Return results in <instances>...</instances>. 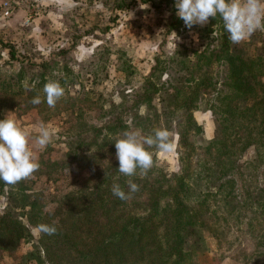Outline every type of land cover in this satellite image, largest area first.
Wrapping results in <instances>:
<instances>
[{
	"label": "trees",
	"instance_id": "trees-1",
	"mask_svg": "<svg viewBox=\"0 0 264 264\" xmlns=\"http://www.w3.org/2000/svg\"><path fill=\"white\" fill-rule=\"evenodd\" d=\"M135 5V0H115L113 9ZM171 19L175 24L168 30L183 21ZM213 23L219 26L210 49L175 51L169 58L176 67H170L172 78L170 72L159 83L146 79L129 106L119 105L112 124L84 127L88 147L104 152L83 158L89 161L90 177L58 195L53 209L44 212L34 201L27 205L31 228L41 223L57 228L51 236L36 231L31 259L45 264H219L225 259L264 264V54L251 55L242 43L233 44L219 16L210 18L209 27ZM8 56L13 59L11 49ZM207 96L214 135L195 148L189 140L199 128L192 111ZM156 128L176 134L178 171L168 174L153 166L147 175L139 170L132 177L121 174L115 156L118 135H110L129 129L149 135ZM39 164L42 169L16 188L0 181V194L8 188L7 193L14 189L25 198L23 192L58 163L45 159ZM129 179L139 191L126 201L114 196L113 184L129 193ZM17 209L0 212V259L30 234ZM207 237L214 250L206 245Z\"/></svg>",
	"mask_w": 264,
	"mask_h": 264
},
{
	"label": "rangeland",
	"instance_id": "rangeland-1",
	"mask_svg": "<svg viewBox=\"0 0 264 264\" xmlns=\"http://www.w3.org/2000/svg\"><path fill=\"white\" fill-rule=\"evenodd\" d=\"M135 1L134 7L118 11L113 9L115 0H25L14 7L8 20L0 21V119L10 116L29 131L38 162L49 159L58 163L55 169L48 168L49 173L45 169L44 175L23 192L25 198L14 189L7 193L8 188L0 194V212L18 206L17 212L30 233L13 251L3 254L0 264H45L29 257L37 232L26 221L30 215L26 207L34 201L36 208L48 212L58 195L72 191L75 181L88 176L89 161L83 158H99L104 150L88 147L90 138L84 127L112 124L119 105L129 106L133 96L144 89L146 79L159 83L172 78L170 67H176L169 64V58L175 51L210 49L216 43L219 25L209 27L210 18L203 27L194 25L189 30L181 21L177 28L168 30L175 24L171 17L177 16L175 0ZM173 31L181 38L177 47ZM241 43L251 55L264 54V32L257 31ZM9 49L13 59L8 56ZM48 78L66 84L65 95L54 108L47 105L42 93ZM32 93H39L43 101L36 108L30 107ZM207 99L201 97L192 111L199 128L189 140L195 148L214 135ZM123 119L129 123L127 117ZM41 122L54 129L52 142L44 149L35 146ZM171 133L174 151L153 153L154 166L168 174L176 173L179 165L177 136ZM116 137L110 135L111 139ZM206 245L215 249L211 238H206ZM219 264L239 263L225 259Z\"/></svg>",
	"mask_w": 264,
	"mask_h": 264
},
{
	"label": "clouds",
	"instance_id": "clouds-1",
	"mask_svg": "<svg viewBox=\"0 0 264 264\" xmlns=\"http://www.w3.org/2000/svg\"><path fill=\"white\" fill-rule=\"evenodd\" d=\"M177 16L183 20L187 29L194 25L203 27L209 23V18L217 16L223 22L224 30L233 44L248 40L255 32H264V0H175ZM174 42L181 38L173 31ZM66 84L60 80L48 78L42 88L44 100L50 108H54L64 97ZM33 105L41 104L38 93L30 101ZM115 140L116 159L119 162L118 171L126 177L137 174L147 175L154 166L153 153L155 148L163 153H171L175 149L172 133L166 128H156L149 135H143L140 130H125L118 133ZM54 129L41 122L35 146L44 149L53 139ZM40 168V164L30 146V133L22 128L10 116L0 119V181L7 185H16L30 178ZM129 193L119 184H113L112 193L121 200H128L131 194L139 191V185L131 179L126 181ZM36 231L46 235H54L57 228L54 224L41 223Z\"/></svg>",
	"mask_w": 264,
	"mask_h": 264
},
{
	"label": "built area",
	"instance_id": "built-area-1",
	"mask_svg": "<svg viewBox=\"0 0 264 264\" xmlns=\"http://www.w3.org/2000/svg\"><path fill=\"white\" fill-rule=\"evenodd\" d=\"M25 0L14 1V0H0V21L8 20L15 6L19 3H23Z\"/></svg>",
	"mask_w": 264,
	"mask_h": 264
}]
</instances>
